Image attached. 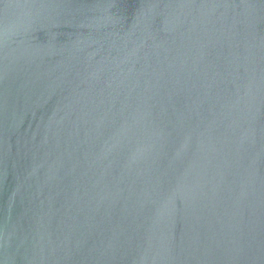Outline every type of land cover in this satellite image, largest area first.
<instances>
[{
    "label": "water",
    "instance_id": "water-1",
    "mask_svg": "<svg viewBox=\"0 0 264 264\" xmlns=\"http://www.w3.org/2000/svg\"><path fill=\"white\" fill-rule=\"evenodd\" d=\"M0 264H264V0H0Z\"/></svg>",
    "mask_w": 264,
    "mask_h": 264
}]
</instances>
